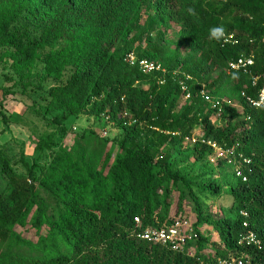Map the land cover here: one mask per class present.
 <instances>
[{
	"label": "trees",
	"instance_id": "16d2710c",
	"mask_svg": "<svg viewBox=\"0 0 264 264\" xmlns=\"http://www.w3.org/2000/svg\"><path fill=\"white\" fill-rule=\"evenodd\" d=\"M144 1L0 0V51L13 49L7 55L13 59L16 72L22 73L44 50L48 52L45 79L60 80L68 68L73 70L65 85L52 87L49 92L63 108L62 117L56 119L59 124L81 114L89 105L96 108L97 115L105 113L114 119L118 113L127 112L134 117L133 123L120 119L124 135L119 151L115 155L113 151L107 153L101 171L85 156L76 161L62 159L50 166L51 185H45L56 196L51 213L40 201L39 190L21 181L0 156L3 172L13 186L11 194L0 196V249L7 242V252H0V264H220L221 260L238 264V259H243L244 264H264V106L256 107L246 100L259 99L264 87V0H224L229 5L228 14V7L210 11V4L195 9L200 24L208 29L222 25L223 35H233L236 41L224 43L221 38L215 41L214 51L208 48L215 63L228 68L231 61L239 58L253 60L250 73L230 71L249 81L241 110L227 108L214 95L216 81L204 83L196 69L162 58L163 49L156 43L150 44V51H136L135 43L143 33ZM52 2L55 10L41 14ZM128 4L135 11H123ZM95 13L97 19H93ZM230 15L236 24L226 22ZM23 19L40 20L41 34L37 39L20 33L17 24ZM138 32L137 38L131 37ZM131 52L161 63L166 72L143 73L137 64L128 62ZM254 77H258L255 85ZM162 78L164 83L160 82ZM182 81L192 94L190 99H185ZM143 82L148 83L147 89L142 88ZM203 86L219 100L218 106L201 95ZM183 97L185 103L180 105ZM218 113L222 119L230 113L239 120L217 128L211 118ZM0 116L5 118L1 112ZM143 122L148 127L144 128ZM200 124L206 140L224 149L234 148L238 158L241 154L251 160L249 168L243 166L247 180L237 178L231 190L234 207L248 216L215 217L211 222L223 242L216 249V257L202 251L209 240L200 229L207 219L194 189L197 178L178 168L169 152V148H179L185 139L194 137V128ZM54 143V135H43L36 148L43 152ZM194 146L193 154L198 160L214 152L207 144L198 142ZM108 163L109 173L104 175ZM226 163L225 159L218 161L220 167ZM106 182L111 184L108 192ZM196 187L199 193L213 196L222 190L218 179ZM161 188L166 203L171 193L176 195V214L172 217L159 204ZM188 200L195 214V235L188 242L194 256L140 237L146 228L191 222L182 212ZM29 223L39 234L37 240L27 241L33 254H13L10 236L21 239L17 227ZM248 230L261 240V248L239 244Z\"/></svg>",
	"mask_w": 264,
	"mask_h": 264
},
{
	"label": "rangeland",
	"instance_id": "374dc122",
	"mask_svg": "<svg viewBox=\"0 0 264 264\" xmlns=\"http://www.w3.org/2000/svg\"><path fill=\"white\" fill-rule=\"evenodd\" d=\"M209 4L212 7H208ZM200 6H207L210 11L228 7L227 14L229 10V5L224 0H145L141 13L143 33L142 37H139L140 40L135 43L136 51H150V44L156 43L163 49L162 58H172L196 69L202 75L204 83L216 81V89L212 91L214 95L221 98L227 108L241 110L249 81L246 77L232 74L227 67L215 63L213 55L208 53L210 48L213 51L216 49L215 41L218 40L210 37V29L200 24L196 16L187 13L189 7L199 9ZM54 10L55 2H52L45 6L41 14H48ZM131 10L135 11V8L128 4L123 11ZM231 15L225 18L226 22L236 24L237 21ZM97 18L95 13L93 19ZM17 28L26 38L37 39L41 34L40 20L23 19L17 24ZM138 35L139 32L132 34L131 37L137 38ZM12 50L5 48L0 51V112L5 116V118L0 116V156L9 162L11 170L21 181L39 190L40 201L51 213L56 196L45 185H51L48 177L50 166L62 159L65 162L76 161L85 156L87 162L91 161L95 168L101 171L107 153L113 151L115 155L119 151L124 135L123 128L119 127L120 121L133 123L134 117L129 112L118 113L114 119L105 113L97 115L96 108L89 105L81 114L70 116L63 124H59L56 119L62 117L63 108L49 92L52 87L65 85L73 70L68 68L60 80L45 79L43 75L48 52L44 50L39 52L22 73H18L12 66L13 59L7 55ZM211 63H214L212 67ZM224 75L226 77L222 78ZM141 86L147 89L148 83L143 82ZM184 103L183 97L179 104ZM212 116L211 122L217 128L239 120L233 118L230 113L224 119L219 115ZM147 124L142 123L144 128L148 127ZM194 133L197 138L204 135L201 124L194 128ZM43 135H54L55 143L42 152L37 150L36 145ZM195 144L185 139L179 148H169L168 151L172 160L179 164L178 168L187 176L197 178L194 189L199 197L203 215L207 219V224L202 225L200 229L209 240L202 251L205 255L216 257V249L223 246V242L211 222L215 217L237 218L240 215L231 196L232 187L237 184L234 169L238 164L233 163V158L232 161H227L224 167H220L217 161L213 162L211 160L213 157L198 160L197 155L193 154ZM110 166L111 163H108L103 171L104 175H108ZM212 179L219 180L222 186L220 194L213 196L199 193L196 185H203ZM110 186L111 184L105 183L104 187L107 190L105 192L109 191ZM12 190L13 186L0 165V196L7 197ZM158 192L159 204L165 206L162 208L168 211L169 217H172L176 214V195L171 193L166 203L163 189ZM182 212L192 219L188 222L192 227L195 214L192 212L190 200L186 202ZM16 231L21 239L10 236L8 241L14 243L11 247L12 253L19 256L32 255L33 250L27 241L37 240L38 232L30 223L25 227L18 226ZM6 243L1 245V253L7 252Z\"/></svg>",
	"mask_w": 264,
	"mask_h": 264
},
{
	"label": "built area",
	"instance_id": "2783aa9c",
	"mask_svg": "<svg viewBox=\"0 0 264 264\" xmlns=\"http://www.w3.org/2000/svg\"><path fill=\"white\" fill-rule=\"evenodd\" d=\"M224 43L230 42L234 43L233 35H224ZM127 60L130 64L135 65L137 64L139 68L142 70L143 73H153V72H161L165 73L166 68L161 65V63H158L154 60H150L148 58H139L134 52H131L127 56ZM253 64V60L251 58H239L238 60L231 61L229 63L228 70H238L242 71L244 73H250L249 66ZM190 78V75L187 76ZM258 77L253 78V85L256 84ZM161 83L165 82V79H160ZM181 86L183 91L185 92V99H190L192 94L190 90L188 89L187 85L182 81ZM201 95L205 97L206 100L212 102L215 104V106H218L220 104L219 100L213 99L205 90V86L201 88L200 91ZM247 102L250 104L260 107L264 106V87L259 92V99H254L251 97L246 98ZM221 112V108L219 109V113ZM218 113V115H219ZM189 141L195 142V143H202L207 144L213 147L214 152L209 156L210 158L213 157L211 160L213 162L219 161L221 159H225L227 161H232L231 159H234V164H238L235 169V176L236 178L242 177L243 181L247 180V176L244 174L243 166H246L249 168L251 164V160L243 157L241 154L239 155L240 158H238L235 155V149H224L217 144L213 143L212 141L206 140L203 135L200 138H197L196 136L192 138H188ZM230 159V160H229ZM240 215L248 216L247 212L240 211ZM137 224L140 223L139 219H136ZM245 226H247V222L244 223ZM195 233L192 229L191 225L188 224V222L185 223H176L167 227L163 228H146L143 230V232L140 234V237L142 239L152 241V242H160L164 245H170L173 250L180 251L182 253H187L188 256H194V248L188 246V242L192 240ZM256 245L258 248L262 247L261 240L258 239L255 234L248 230L247 234L242 235L239 239L240 245ZM238 264H244L243 259H238ZM221 264H234L232 262H226L223 261Z\"/></svg>",
	"mask_w": 264,
	"mask_h": 264
},
{
	"label": "clouds",
	"instance_id": "9594fccd",
	"mask_svg": "<svg viewBox=\"0 0 264 264\" xmlns=\"http://www.w3.org/2000/svg\"><path fill=\"white\" fill-rule=\"evenodd\" d=\"M187 13L191 16H195L196 15V12H195V9L192 8V7H189L187 9ZM223 34H224V28L222 25H218V26H213L211 29H210V37L211 38H214V39H221L223 37Z\"/></svg>",
	"mask_w": 264,
	"mask_h": 264
}]
</instances>
